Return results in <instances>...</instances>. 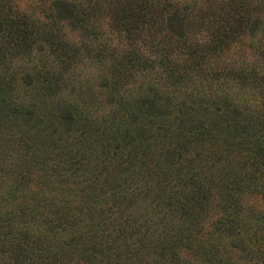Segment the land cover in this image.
<instances>
[{"label": "rangeland", "instance_id": "obj_1", "mask_svg": "<svg viewBox=\"0 0 264 264\" xmlns=\"http://www.w3.org/2000/svg\"><path fill=\"white\" fill-rule=\"evenodd\" d=\"M107 1L110 0H59L61 5L57 8L56 3L52 4L53 0H11L14 8L16 5L25 11L36 23L33 33L37 34L27 50L20 48L16 56L8 57V68L3 67L2 70L7 77L12 74L15 78L19 100H23L21 104H16L26 109L33 99L41 111L45 106L51 107L57 101L67 100L85 106L97 114L101 122L104 121L102 117L114 107L111 102L120 95L113 93L114 85L109 89L102 87L109 64L104 65L112 61L122 63V67H133L130 60L117 61L120 53L115 54L117 51L113 48V54H110L111 45L105 49L106 58L91 63L92 60L87 57L78 67H71L72 82L66 87L60 86L61 89L49 93L37 89L42 82L50 87L56 86L53 73L57 66L46 64L48 68L44 73L42 61L48 63L51 58L48 53H45L48 60L41 55L48 50L44 37L51 38L55 44L57 39H66L71 43L88 38L100 46L105 44L104 40L98 41L93 36L92 29L84 32L85 21L66 19L65 10L73 9V12L91 16L88 23L91 25L105 21L106 9L103 5ZM235 1L161 0V4L175 13L176 18L171 24H163L158 4L151 5L145 21L141 19L139 26L132 30L134 44L141 47L144 40L159 37L157 31L153 35L155 29L149 24L153 17L157 30L160 26L164 27L161 36L167 43L160 40L161 46L169 47L181 39L196 44L207 39L210 33H220L225 17L235 13ZM243 5V13L256 14L257 20L245 22L242 31L229 45L225 44L227 49L221 53L223 55L211 60L209 66L218 61L225 62L229 67L237 65L240 44L244 43L246 47L249 43L264 42V0H244ZM254 22L257 26L251 28ZM103 31L102 28L96 29V32ZM121 47L120 43L117 49ZM150 51L158 50L151 46ZM141 65L147 76L130 77L126 85L130 88L144 87V84L161 86L163 72ZM132 72L128 67L124 70L125 74ZM39 94L46 96L47 100L41 101ZM15 107L17 105L12 109ZM177 110L171 108L169 114L163 116L164 123H159L157 119L153 122L149 120L142 133L133 129V133H137L134 142L116 133L101 137L99 133L91 132L89 139L80 138L74 145L59 140L64 146L58 150L48 149L47 140H41L34 132V118L26 120V116L17 120L19 116H10L8 121L6 114L0 111V264H264V189L255 191V186L248 181L256 180V183L262 184L264 156H259V161L244 156L256 162L254 171L250 166L238 168L237 159L242 155L234 151L236 154L230 156L228 151L236 148L238 131L232 132V119L224 114L223 108L219 107L216 118L205 119L210 122L206 134H201V130L181 127V122L176 123L173 116ZM107 120L106 123H112L109 118ZM115 130L123 132L121 126ZM251 135L246 134V138ZM115 136L118 141L113 138ZM33 151L40 154L43 163L37 159L35 163H28L26 156L29 157ZM42 164L54 166L51 169L64 177L67 183L64 186L69 188L62 189L58 183L60 179L55 183L44 182L40 171ZM71 171L80 177L71 174ZM192 174L194 187L198 188L200 181L206 197L191 202L190 205H195V212L177 213L173 198L184 205L188 203L186 208L190 210V189L183 184H190L187 177ZM228 179L230 188H221ZM117 192L122 207L111 213L109 208L106 209V198ZM37 199L40 203H47L48 210L34 211L29 208L33 202H38ZM13 204L16 206L13 207ZM94 214L100 215L101 221L120 217L128 224L142 225L138 228L143 236L158 231V227L166 229L164 234L177 232L176 236L167 240L177 247V257H171L168 250H161L159 245L148 256L144 251L150 250L149 241H144L143 248L136 247L137 244L133 248L129 244L131 236L124 239L116 232L110 241L99 245L95 238L88 235L89 229L84 228L83 232L77 227L81 222L92 221ZM24 216L28 225L36 223L32 227L33 233L41 231V237L26 236L18 228V220L24 222ZM8 219L14 222L9 223ZM146 223L148 225L144 226ZM73 226L78 231L73 232ZM52 231L64 232L69 237L66 244L70 246H54ZM141 249L147 259L141 256ZM81 256L87 257L83 259Z\"/></svg>", "mask_w": 264, "mask_h": 264}, {"label": "trees", "instance_id": "obj_2", "mask_svg": "<svg viewBox=\"0 0 264 264\" xmlns=\"http://www.w3.org/2000/svg\"><path fill=\"white\" fill-rule=\"evenodd\" d=\"M10 2L11 0H0V111L6 114L5 118L8 121L11 120L10 116L13 118L19 116L17 120L26 116V120L34 118V125L36 126L34 132L41 140H47L46 146L48 149L55 148L58 150L64 146L59 140L66 142V144L74 145L79 142L80 138L89 139L91 132H97L101 137L111 136L116 133L123 138L125 137L127 141L131 140L134 142L137 133H133V129L138 133H142L143 126L149 120L153 122L157 119L159 123H164L163 116L168 115L171 108L178 109L173 117L176 123H182L181 127H186L189 130H201V134H206L209 132L207 126L210 122L205 119L207 117L209 119L216 118L219 107H221L224 109V114L229 115L232 119V132L238 131V140L235 142L236 148L228 150L230 151V156L236 154L234 151H238L242 155V157L237 159L238 164H240L238 168L250 166V169L254 171L256 162L244 156L254 158L256 161H259V156H264V132H259L261 130L264 131V42L249 43L246 47H244V43L240 44L241 46L239 47L241 48H239L237 56L241 61L238 60L237 65L229 67L223 61H218L217 64L213 63L211 66L208 65L211 60L223 55L221 53L224 52V49H227L224 48L225 44L229 45L228 43L237 36V33L239 34L242 31L245 22L250 19L257 20L256 14L243 13L244 0L235 1V13H230L225 17V24L221 25L219 34L210 33V35H207V39L196 44L189 43L187 39H181L172 43L169 47L167 45L165 47L161 46L160 40L167 43L166 39L161 36L164 27L160 26V29L157 30L154 17L149 20V24L155 29L153 35L157 31L159 37L155 39L153 36L150 41L144 40L141 47L136 46L133 41L132 30L139 26L141 19L145 21L151 5L153 7L158 4L160 20H163V24H171L172 20L176 18V14L167 10L161 4V0L153 1L154 3L151 0L107 1L103 5L106 9L105 21L91 25H88L91 16L73 12V9L65 10L66 19L85 21L87 24L84 26V32L92 29L93 31H90L93 32V36L98 41L104 40L105 44L100 46L90 38H88L89 40L83 39L79 42L71 43L66 39H61L60 41L57 39L55 44L51 38L44 37L48 50L41 55L45 60L47 58L45 53L51 56L49 60L47 58L48 63L42 61L43 65H45L44 73L47 72L48 68L46 64L50 67L57 66L56 72L53 73L56 86L50 87L49 84L45 85L42 82V85L37 90L42 93H49L57 88L61 89L60 86L66 87L68 83L72 82L71 67H78L87 57L92 60L91 63L94 60L99 61L106 58L108 54L105 49L111 45L110 54H113L112 49L114 48L117 51L115 54L120 53L121 56L117 61L130 60L133 67L127 65L122 67V63L112 61L104 65L107 66L109 64L107 66L108 74L102 79V87L109 89L114 85L113 93L117 92L120 95L114 99L115 101L111 102L114 107L110 112H107L105 117H102L101 120H104L103 122L99 120L97 114H94L92 110H88L85 106L72 101H57V104L54 105L57 108L45 106L41 111L33 99H31L32 101L26 109L16 104H21L23 100H19L15 78L12 74L7 77L2 70L3 67H6L5 69L8 68V57L16 56L20 48L27 50L31 45V41L37 37V34L33 33L36 23L32 18L25 11L17 8L16 5L14 8ZM55 3L57 8L61 5L59 0H53L52 4L54 5ZM62 10H64V7ZM256 22L253 23L251 28L257 26ZM97 28H102L104 31L96 32ZM47 35H49L48 32ZM50 36L56 38L53 35ZM120 43L122 47L119 50L122 51L117 49ZM151 46L157 48L158 51H150ZM159 47H162V49L159 50ZM152 52L153 55H151ZM248 52H251V54ZM141 63L150 67V69L156 68L163 72L164 80L161 86L144 84V87L138 85L130 88L129 85H126L130 77L133 79L136 75L141 76L142 74L147 76ZM127 67L133 70L131 74L124 73ZM121 75L122 77L119 78ZM42 77L44 76L42 75ZM35 94L38 95V92H35ZM39 95L41 101L47 100L43 94ZM15 105L17 107L12 109ZM107 118L110 119L109 121L113 125L110 122L106 123L105 120ZM118 126L122 127L123 132L115 130ZM249 133L253 135L246 138V134ZM60 136H64V138ZM113 138L118 141L117 136ZM26 157L29 164L35 163V159L43 163L40 154L36 153V151ZM40 166H42L40 171L43 174L41 177L44 182L55 183L56 180L60 179L58 183L61 184L62 189L66 190V188H69L64 186L67 184L64 177H60L61 175L51 169L54 166L50 167L43 164ZM51 172L54 173L51 174ZM71 174L78 178L80 177L75 171H71ZM193 174L187 177L190 180V184H183L191 191H189L191 195L188 198L189 205L192 201L196 202V200L202 199L203 196L206 197L203 192L205 188L200 181L199 187H194ZM245 174L246 176L248 175V173ZM248 181L255 186V191L264 189V179L261 180L262 184L256 183V180ZM229 184L230 179L221 188H230ZM117 194L118 192L106 198V202H108L106 209L109 208L111 213H114L115 210H120L122 207L121 200H118L116 196ZM228 195H230L229 191ZM37 200L38 202L35 201L36 205L33 202L29 208L34 211H40L42 208L48 210L47 203H40V199ZM172 203L174 211L177 213L195 212V205H190L189 210L186 208L188 203L184 205L176 198L172 199ZM12 206L16 205L13 204ZM25 218L26 216L22 219L24 220L22 223L18 220V228L26 236L33 235L37 237L40 235L41 237V231H39V234L33 233L34 228L32 229V227H35L36 223L28 225ZM101 220L102 217L100 215L96 216L94 214L92 221L81 222V225L77 227L81 231L84 228L89 229L88 235L95 238L96 243L99 245H104L106 241H110L116 232L124 239L131 236L132 241L129 244L133 248L135 244H137L136 247L143 248L144 241H149L150 250L144 251L148 256H151L153 254L151 252L156 250L153 248L159 245L158 248L161 250L167 249L171 257H177V253L175 254L177 247L167 241L169 238L176 236L177 234L175 233L177 232L169 231L164 234L163 232L166 229L163 227L159 229L158 227V231L143 236L141 235V229L138 228L142 227V225L135 224L134 226L128 224L120 217H114L107 221ZM158 220L160 222L161 218L158 217ZM8 222L13 223L14 221L8 219ZM159 222H157L158 225ZM147 225L146 223L144 226ZM71 228L73 232L78 231L75 226ZM66 232L68 233V231ZM68 239L69 237L65 236L64 232L52 231V244L54 246H70V244H66ZM140 251L142 252V249ZM144 252L141 253V256L143 255V258L147 259ZM86 257L81 256L83 259H86Z\"/></svg>", "mask_w": 264, "mask_h": 264}]
</instances>
